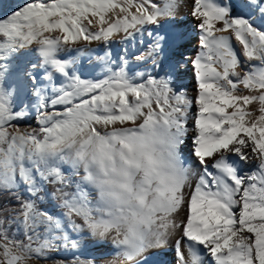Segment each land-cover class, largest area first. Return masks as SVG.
I'll list each match as a JSON object with an SVG mask.
<instances>
[{"label":"snow or ice","instance_id":"6c2138e0","mask_svg":"<svg viewBox=\"0 0 264 264\" xmlns=\"http://www.w3.org/2000/svg\"><path fill=\"white\" fill-rule=\"evenodd\" d=\"M181 6L24 0L0 16V264L79 249L83 237L112 246L108 264H146L162 248L172 264H264V0H192L198 48L165 66L183 35L161 33ZM145 34L147 53L134 59L163 75L132 72L123 58L86 79L64 58ZM29 56L18 102L7 81ZM189 65L191 96L174 79ZM29 111L36 128L20 126ZM41 193L59 212L38 207Z\"/></svg>","mask_w":264,"mask_h":264},{"label":"rangeland","instance_id":"374dc122","mask_svg":"<svg viewBox=\"0 0 264 264\" xmlns=\"http://www.w3.org/2000/svg\"><path fill=\"white\" fill-rule=\"evenodd\" d=\"M24 0H0V16L4 14V12L14 8L16 5L23 3ZM179 17L177 14L175 18ZM182 27H179V25H174L169 31L165 30L162 32V35H179L182 33ZM143 38H149L147 34L143 36ZM147 45L151 42V40H146ZM116 43V50H113L110 52L109 60L107 59V62L111 61V66L108 67V69H112L116 64H119L120 62L116 60V57L118 55V51L121 47L122 42H115ZM175 43H170L166 48H170ZM146 45V46H147ZM78 47H81L85 49L84 51L80 53L76 52H70L65 54L64 58L72 59L75 58V69L78 73L82 74L86 79H102L105 77L106 74H108L109 70L105 69L104 61H102V56L104 53L109 50L108 45L101 43V42H93L91 45L82 44L78 45ZM165 48V49H166ZM146 53H147V47H146ZM35 57L29 56V57H21L19 58L15 63L16 67L12 70V75L8 78V85H17L20 88V98L18 102H27V96L24 90V86L21 81L17 79L16 72H18L26 63L28 60H34ZM146 60V59H145ZM161 63V60H160ZM127 67L131 69L132 72H134V68L132 64L127 63ZM159 66H153L152 68H148L146 70H142L140 67L136 69L135 73H143L144 75H152L154 71H158ZM157 69V70H156ZM104 70V71H103ZM180 71V70H179ZM179 71L176 74V79L180 78ZM161 74V72H160ZM162 75V74H161ZM20 126L22 128L30 127V128H36L38 127L37 121H36V113L34 111H29L28 114H26L25 118L20 122ZM23 191V190H21ZM52 189L48 188V192H51ZM42 200L38 201V207L42 210H47L49 212H59L58 208L54 207L55 202L51 199L50 196L46 195L45 193H41ZM46 206V209H43V207ZM102 242H97L94 239H90L89 237H83L81 239V247L79 249H64L63 247L59 248L57 251L52 252L49 254L48 259H33L32 264H69L70 261L74 260L75 258L79 257L81 259L84 258H95L97 261V264H108L106 262V250L100 247ZM103 245V244H102Z\"/></svg>","mask_w":264,"mask_h":264},{"label":"bare ground","instance_id":"6f19581e","mask_svg":"<svg viewBox=\"0 0 264 264\" xmlns=\"http://www.w3.org/2000/svg\"><path fill=\"white\" fill-rule=\"evenodd\" d=\"M180 3L182 6L177 12V15L179 17H174L173 19L168 21L165 25V30L169 31L174 25L177 24L179 25V27H182L181 29L183 32L179 35L182 34L183 39L175 43V45H173L172 47L166 48L162 53L161 64H164L165 66L169 64H175L177 62H182L184 57H190L194 55L198 48L199 32L196 28V20L191 15L192 0H180ZM151 39V37L146 39L143 38V42H140V37H137V39L131 42H122L116 60L121 62V59L126 58L127 63H130V65L132 64L134 72H136V69L138 67H140L143 71L148 68H152L154 64L151 59H146L144 61H136L134 59V57L137 55H141L142 53L146 54V40ZM116 47L117 46L115 42L112 43L111 46L108 45L109 50H107L102 56V61H104L105 64L104 70H109L108 67L112 65L111 61L107 62L106 60H109L110 52L116 50ZM160 72L163 75V72L159 67L158 71H154L152 75ZM179 75V79L175 78L176 75L174 77L176 88L179 90H186L189 96L194 95L196 82L191 71V66L189 65L186 68H181V70L179 71ZM189 135H191V131L189 132ZM253 167L254 165H248L244 168V171L248 172ZM100 247L107 251L105 260L106 262H108L112 258V246L109 244H104L102 242ZM144 260L146 264H172L173 255L170 248L153 249L146 254ZM117 264H119V261H117Z\"/></svg>","mask_w":264,"mask_h":264},{"label":"trees","instance_id":"16d2710c","mask_svg":"<svg viewBox=\"0 0 264 264\" xmlns=\"http://www.w3.org/2000/svg\"><path fill=\"white\" fill-rule=\"evenodd\" d=\"M50 190H51V187L49 186ZM6 200V196H4L3 194H0V203H3L4 201ZM46 206L43 207V209H46L45 208Z\"/></svg>","mask_w":264,"mask_h":264}]
</instances>
